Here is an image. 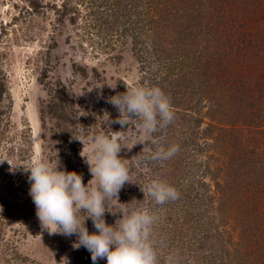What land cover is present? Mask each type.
I'll return each instance as SVG.
<instances>
[{"label": "rangeland", "instance_id": "rangeland-1", "mask_svg": "<svg viewBox=\"0 0 264 264\" xmlns=\"http://www.w3.org/2000/svg\"><path fill=\"white\" fill-rule=\"evenodd\" d=\"M31 1L0 0V78L5 88L0 102V160L6 159L0 163V264H93L87 249L74 247L76 236L49 235L41 228L27 173L22 166L10 170L8 161L22 165L36 157L56 160L58 153L61 167L77 171L87 184L91 173L80 153L84 147L87 154L89 145L72 134H79L81 124L86 135L120 131L119 124H112V129L103 126L107 114L113 120L119 115L108 98L125 92L126 86H158L157 68L167 66L170 59L166 54L161 58L169 49L161 43L174 39L176 52L179 34L181 48L188 50L177 58L169 77L174 85L188 86V97L172 100L169 85L158 82L176 113L172 124L156 134L165 141L169 138L168 145H178L179 151L167 161L144 162L153 147L150 142L122 149L119 155L131 182L119 192V201L113 199L107 207L113 212L147 208L157 217L152 231L159 264H166L170 254L173 264H203L193 238L199 220L218 230L209 234L210 241L236 246L224 259L227 264H264V0H223L210 10V4L198 5L203 0H192L193 15L185 19L183 11L185 18L163 21L154 46L138 26L129 30L126 25L124 34L121 24L111 28L101 22L109 0H37L36 10ZM222 24L227 25L208 32ZM169 25L171 35L170 29L166 31ZM226 29L230 36L216 44L214 37ZM216 73L220 76L212 78ZM203 77L212 109L200 97L203 88L198 80ZM246 80L255 90H246L249 85L241 84ZM252 101L255 110L248 106ZM79 115V120L72 119ZM64 128L65 147L59 139ZM122 131L129 144L141 134L132 124ZM175 167L177 173L171 171ZM157 178L176 188L177 200L155 205L144 196L142 189L146 193ZM137 193L144 200L136 196L130 203ZM247 212L256 215L257 229L250 238L258 253L245 244L236 245L244 224L239 227L235 220ZM118 216L106 212L105 220L114 224ZM86 226L95 231L91 219Z\"/></svg>", "mask_w": 264, "mask_h": 264}, {"label": "clouds", "instance_id": "clouds-1", "mask_svg": "<svg viewBox=\"0 0 264 264\" xmlns=\"http://www.w3.org/2000/svg\"><path fill=\"white\" fill-rule=\"evenodd\" d=\"M107 102L119 115L113 120L107 114L103 126L112 129V124H119L120 131H112L110 135L104 132L86 135L81 124L77 129L79 134H72L74 140L89 145L87 154L84 147L80 153L91 173L87 184L77 171L61 167L58 153L56 160L36 157L22 165L7 161L10 170L22 166L27 173L29 195L37 218L49 235L76 236L74 247L87 249L93 264L99 260H105L106 264H159L152 231L157 217L147 208H122L113 212L107 204L113 199L119 201V192L131 182L126 161L119 155L122 149L131 150L137 143L150 142L153 147L149 150V158L160 162L178 153V145L166 146L163 135H156L172 124L175 112L170 97L159 86H126L125 92L109 97ZM80 116L72 119L79 120ZM130 124L141 133L131 144L122 131ZM142 191L155 205H164L179 197L176 188L159 178L148 184L146 193ZM106 212L119 213L114 224L106 222ZM88 219L95 228L93 232L86 226ZM173 262L174 257L170 254L166 264Z\"/></svg>", "mask_w": 264, "mask_h": 264}, {"label": "trees", "instance_id": "trees-1", "mask_svg": "<svg viewBox=\"0 0 264 264\" xmlns=\"http://www.w3.org/2000/svg\"><path fill=\"white\" fill-rule=\"evenodd\" d=\"M222 1L223 0H203V2H200L198 5H205L206 6V4H210L209 10L212 9L211 6L213 7V9H217L218 8L217 5H220ZM30 4L33 7V9H35V10L39 6V3H37V0H32L30 2ZM107 5H106L107 8L105 10V13L103 14V19L101 22H103L105 20L106 22L110 23L111 28L117 27L118 25L121 24V26L124 27L123 28L124 34L126 33V30H127L126 27L131 26L129 29V30H131L134 27L136 28L138 26L139 29H141V34L145 33V35L147 37L150 36L151 45H153V46L156 43L155 42V39H156L155 36H157V32L161 28L162 23H165L163 21H166V20L174 21V20H178L179 18H183V17L185 18L184 15L182 16L183 11H185V15H186L185 19H187L188 15L189 16L191 14L193 15V11H194V8H190L192 5V0H125V1L124 0H109L107 2ZM220 7H223V5ZM201 9L205 10L204 6ZM121 16L125 17V20L124 19H118V17L120 18ZM176 23H174V24H176ZM126 25H128V26H126ZM226 25L227 24L214 25V26H212V28H209L208 32L210 31V29L213 30L214 32H216L218 29L225 28ZM169 27H171V26L169 25L167 27V30H166L167 32L170 29V31L168 32L169 34H167V35H171L172 33H174V32H171L172 29ZM165 29L166 28H162L161 31L164 32ZM213 31H212V34H214ZM228 31H230V30L226 29L223 31L222 36L214 37L216 40V44L218 43V41H220L224 37L230 36ZM161 36H162V34H161ZM147 37H146V39H147ZM176 37L179 40V44L177 46L176 52H175V48H173L174 46L171 45L174 42V39L165 38V39H167V44L161 43L162 41L159 42L163 45H168V47H169L168 50L165 49V52L161 54V58H163L167 55L170 59H168V63L165 64L167 66H164V67L161 66L160 70H159V67L157 68V73H156L157 79L156 78L155 79L157 80V85L159 87H162V85H159V83L169 85V88H171L170 97L172 100H174L176 98H183L185 100V98L188 97L187 96L188 86L187 87L186 86H184V87L178 86V85H180V83L179 84L175 83V85H174V84H172L170 77H169V73H170L169 70L172 69L173 67H177V65H178L177 58L183 57V55H184L183 53L186 51V49L188 50L187 46H185V45H184V47L181 48V42H182L181 38H180L181 34L177 35ZM165 39L163 40V42L165 41ZM214 51H215V47H214V50H212V58L214 57L213 59H215V55L213 53ZM171 63H173V66ZM255 68L256 67L247 69L244 74H247L248 72H250L251 70H253ZM216 74L212 75V78H215V76L218 77V75L220 76V74H217V75ZM176 77H175V79H176ZM2 81H3V79H2ZM2 81L0 78V102L2 99V95L5 92L4 91L5 88H3L4 82H2ZM248 81H250V80H246L245 82H242L241 84L242 85L248 84L250 89H246V90H249L250 92H252L255 89L251 88L253 86ZM174 82H176V81H174ZM198 85L203 88L201 96H200L201 99H204L208 103L207 106H210V109H212L213 98H212L211 92L209 93L210 89L208 88L206 79L203 77L202 79L198 80ZM257 85H258V83H257ZM162 89L165 90L164 87ZM60 92L61 91H58V93H60ZM241 93L243 94V92H241ZM257 97H259V94L257 95ZM248 106H250L252 109L255 110V106H254L253 101L250 102L248 104ZM1 111H2V103H0V112ZM210 112H211V110H210ZM62 131H63L62 137H60L59 139L61 141H64L65 144H63V146L65 147V146H67V143H68V140H67L68 136L66 133L67 129L64 128ZM165 142H166V146H167L168 143L170 142V139L167 138ZM151 149H152V147H151ZM174 158H175V156H174ZM143 159H144L143 160L144 162L145 161H151V159L149 158V153H146L145 157ZM238 163L240 165L242 162L239 161ZM164 171H166V169H164L163 172ZM171 171H176V173H177L178 169H177V167H175V168H172ZM178 176H179V174H178ZM177 178H176V180H177ZM176 184H177V182H176ZM214 185H215L216 190L221 189V185H219L218 183L215 182ZM242 186H244V184ZM136 196H139V199L141 198L142 201L144 200L143 198H145V197H141V196H143L141 193L140 194L137 193V194H134L133 196H131V202L130 203L133 202V199ZM126 199H127V201H129L128 197ZM192 210L193 209H189L188 214L191 213L194 216V213L192 212ZM213 217H215V216H213ZM191 219H192L191 216H188L187 220L189 221ZM235 221L239 224V227H240V225L244 224V227H241L243 229V232L241 233V240L239 239L237 241L236 245L245 244V247L247 249H251L252 252L257 251L254 248L255 247L254 244L256 245V242L252 241V239L250 238V237L254 236L253 231L257 229L256 224H258V223H257L256 215L254 213L252 215H250V213L247 212L245 214H242ZM196 223L197 224L194 227V229L197 233L193 238L195 239V241L197 243V246H196L197 249L199 251H201V253H202V256H203V262L202 263L203 264H227L226 260H227V258H230L231 254H232L231 253L232 248H235L236 246L235 245L231 246L230 244H227L226 241H224V240L222 241L220 239L210 241L209 240V234H211V232H213V231H216L218 233V230L215 227H213V225H211L210 222H206L203 225L202 222L199 220ZM187 239H188V236L184 240H187ZM209 242H211V244ZM257 253H258V251H257ZM259 256L260 255L258 254V257ZM250 257L254 258L255 256H254V254H250ZM224 259H226V260H224ZM237 260L241 261L240 256H238ZM237 260H235V261H237ZM228 263L233 264V262H230V261Z\"/></svg>", "mask_w": 264, "mask_h": 264}]
</instances>
